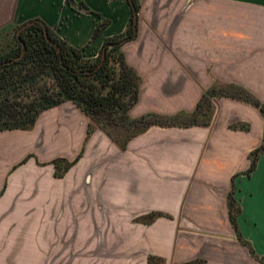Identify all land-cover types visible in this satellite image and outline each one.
I'll return each mask as SVG.
<instances>
[{"label": "crops", "instance_id": "crops-1", "mask_svg": "<svg viewBox=\"0 0 264 264\" xmlns=\"http://www.w3.org/2000/svg\"><path fill=\"white\" fill-rule=\"evenodd\" d=\"M137 17L136 38L121 48L141 79L130 118L192 114L215 82L264 104V0H143ZM129 18L126 0H0V33L40 20L86 57L123 33ZM101 19L109 23L92 39ZM212 104L207 127L153 126L124 151L96 131L59 179L50 163L77 157L89 122L71 102L43 112L31 130L0 131V264H42L58 251L60 221L84 206L86 264H147L148 256L165 264H262L249 248L264 257V155L249 177L241 173L262 142L264 120L244 102ZM236 175L237 225L249 248L228 219ZM151 211L170 218L133 222Z\"/></svg>", "mask_w": 264, "mask_h": 264}, {"label": "trees", "instance_id": "trees-1", "mask_svg": "<svg viewBox=\"0 0 264 264\" xmlns=\"http://www.w3.org/2000/svg\"><path fill=\"white\" fill-rule=\"evenodd\" d=\"M70 0H68L69 2ZM130 7V18L123 33L107 38L96 56L86 57L83 49L69 46L40 20L23 29L19 38L26 51L23 57L12 63L0 66V131L31 130L36 119L45 111L65 102H71L89 120L86 136L80 153L73 161L56 158L50 164L54 167V177L62 178L82 157L85 144L92 134L99 130L120 151L134 137L144 133L150 127H207L213 115L212 99L228 98L251 105L264 120V104L242 87L234 84L223 85L215 82L204 92L192 114L178 113L173 116L147 113L138 118H130L128 112L137 104L141 79L137 72L126 62L122 46L137 36V15L140 10L139 0H126ZM77 9L92 13L83 3ZM109 21L101 19L92 35L98 38ZM19 28V27H18ZM4 49H0V63L9 62L19 57L22 45L16 37ZM48 37L58 46L49 43ZM104 51V56L102 57ZM231 130L248 131V124L230 125ZM264 155V130L259 147L248 155V169L241 173L249 177L255 170L257 161ZM227 195L228 219L238 242L249 245L242 239L237 225L241 208L234 199V179ZM170 216L151 211L133 219L134 223L151 225L158 218ZM251 255L264 264V257ZM147 264H165L164 259L148 256ZM183 264H206L202 259H194Z\"/></svg>", "mask_w": 264, "mask_h": 264}, {"label": "rangeland", "instance_id": "rangeland-1", "mask_svg": "<svg viewBox=\"0 0 264 264\" xmlns=\"http://www.w3.org/2000/svg\"><path fill=\"white\" fill-rule=\"evenodd\" d=\"M13 39L14 30L1 32L0 49H4ZM214 109L213 106V114ZM74 217V220L60 221L59 235L55 240L58 251L52 256L49 253V257L42 264H86V206L80 213L75 212Z\"/></svg>", "mask_w": 264, "mask_h": 264}, {"label": "water", "instance_id": "water-1", "mask_svg": "<svg viewBox=\"0 0 264 264\" xmlns=\"http://www.w3.org/2000/svg\"><path fill=\"white\" fill-rule=\"evenodd\" d=\"M139 1L142 3L143 0H139ZM31 24H32V21H29V22L23 24L21 27L18 28V30H17V32H16V37H17L18 41L20 42V44L22 45V51H21L19 57H17L16 59H14V60H12V61H9V62L0 63V66L5 65V64L12 63V62H14V61H16V60H19V59H21V58L23 57V55H24V53H25V51H26V48H25V45H24L23 41L20 40V38H19V34H20V32H21L23 29H25L27 26H29V25H31ZM44 37H45V39H46L49 43L53 44V45L56 47L57 52H59V48H58V46H57V45H56V44H55V43H54V42L48 37V33H47V30H46V29L44 30ZM104 51H105V50H103L102 57L104 56Z\"/></svg>", "mask_w": 264, "mask_h": 264}]
</instances>
